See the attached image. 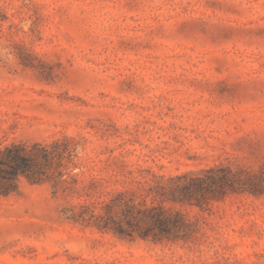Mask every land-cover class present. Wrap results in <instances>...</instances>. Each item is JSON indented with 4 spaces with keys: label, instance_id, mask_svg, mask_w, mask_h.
Returning <instances> with one entry per match:
<instances>
[{
    "label": "rangeland",
    "instance_id": "rangeland-1",
    "mask_svg": "<svg viewBox=\"0 0 264 264\" xmlns=\"http://www.w3.org/2000/svg\"><path fill=\"white\" fill-rule=\"evenodd\" d=\"M33 143L56 157L0 194V264H264V0H0V149ZM212 166L232 187L184 197ZM122 200L188 233L94 224Z\"/></svg>",
    "mask_w": 264,
    "mask_h": 264
},
{
    "label": "trees",
    "instance_id": "trees-1",
    "mask_svg": "<svg viewBox=\"0 0 264 264\" xmlns=\"http://www.w3.org/2000/svg\"><path fill=\"white\" fill-rule=\"evenodd\" d=\"M60 156V155H59ZM56 154L49 150L46 145L33 143L11 144L0 149V194H7L15 189L16 180L19 175L25 176L31 181L42 180L46 169L52 165ZM205 176H192L183 174L180 187L182 195L185 197L191 191L204 190L206 174L211 175L210 181L218 183L220 186L231 185L236 174L228 167L212 166L203 169ZM123 201L121 213L123 217L118 220H98L94 222L102 230L113 229L120 235H131L133 230H129L123 223L125 220L129 225L142 223L138 227V234L142 237L151 235L153 239L161 237H171L173 239L184 237L188 233V223L178 214H167L161 208L154 206L140 208L133 201Z\"/></svg>",
    "mask_w": 264,
    "mask_h": 264
}]
</instances>
